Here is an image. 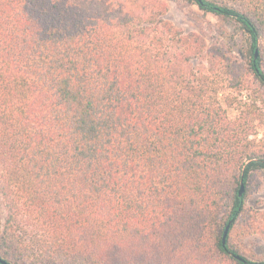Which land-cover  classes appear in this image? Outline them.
Masks as SVG:
<instances>
[{
	"label": "trees",
	"instance_id": "trees-1",
	"mask_svg": "<svg viewBox=\"0 0 264 264\" xmlns=\"http://www.w3.org/2000/svg\"><path fill=\"white\" fill-rule=\"evenodd\" d=\"M162 1L0 0L8 263L264 264L232 242L264 237L248 204L264 176V0H182L219 19L222 44L239 36L241 58L174 30Z\"/></svg>",
	"mask_w": 264,
	"mask_h": 264
},
{
	"label": "rangeland",
	"instance_id": "rangeland-1",
	"mask_svg": "<svg viewBox=\"0 0 264 264\" xmlns=\"http://www.w3.org/2000/svg\"><path fill=\"white\" fill-rule=\"evenodd\" d=\"M123 2L126 4V7L122 10V14L127 16V18L130 16L131 12L135 14L143 12L140 7L133 5L132 2ZM107 3L110 4V1ZM147 11L149 14H153V4H151ZM156 11L160 12L159 18L167 20L173 25V29L181 31L183 36L195 33L202 34L208 45L218 43L226 47L232 56L241 58L239 55V50L242 47L241 38L231 35L230 38H228V43L225 45L222 44V40L224 39L219 37L220 35H218L216 31V29L219 28V19L211 13L204 14L198 5L186 3L182 0H163L161 6L156 8ZM241 62L247 64L244 60H241ZM204 66H206V63L203 66L201 65L195 68L199 69ZM224 105L227 107L231 117H236L239 114L236 108L227 106L226 103H224ZM262 135L261 133L260 136ZM248 204L255 209L264 211V176H255L254 189L248 198ZM2 215L3 208L0 200V217H2ZM232 242L248 257L256 260H264V237L261 234L236 235L235 232Z\"/></svg>",
	"mask_w": 264,
	"mask_h": 264
},
{
	"label": "water",
	"instance_id": "water-1",
	"mask_svg": "<svg viewBox=\"0 0 264 264\" xmlns=\"http://www.w3.org/2000/svg\"><path fill=\"white\" fill-rule=\"evenodd\" d=\"M244 184H242L241 185V189H240V194L242 195L243 194V192H244ZM229 227H230V223H229V225L227 226V228H226V230H225V233H224V238H223V241H224V243L226 242V239H227V235H228V231H229ZM239 257V256H238ZM240 258V257H239ZM0 260L3 262V263H5V264H13V263H8L6 260H4V259H2L1 257H0Z\"/></svg>",
	"mask_w": 264,
	"mask_h": 264
}]
</instances>
